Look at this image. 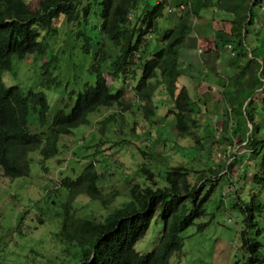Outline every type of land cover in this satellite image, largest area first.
<instances>
[{"label": "trees", "instance_id": "1", "mask_svg": "<svg viewBox=\"0 0 264 264\" xmlns=\"http://www.w3.org/2000/svg\"><path fill=\"white\" fill-rule=\"evenodd\" d=\"M257 1L253 0L251 6ZM189 3L190 7L180 11L179 3L172 7L164 0L154 7L150 0H41L35 11L27 0H0V180L28 177L33 152H38L43 162L56 158L61 154L62 138L72 136L81 126H89L90 116L102 109L117 107L122 115L130 113L133 118L141 115L145 123L155 126L158 123L154 105L157 95L172 102L173 108L168 113L174 118L178 138L192 140L198 151H204L207 143L203 142V137L206 135L201 136L198 131L201 111L206 113L205 104L201 99H193L186 87L179 88V83L186 75L181 64V51L194 31V19L212 5V0H189ZM248 12L238 22L239 29L233 31L242 52L246 49V32L242 26L252 16ZM60 18L76 26L73 35L83 38L85 44L81 49L84 54L92 51L93 38L82 30L77 31L79 27L91 25L96 18L98 25H93L92 30L96 29L101 40L97 43L96 62L91 68L96 75L95 82L84 84L70 112L59 109L51 115L43 90L6 87L2 75L12 70L13 63H21L34 55L39 61L41 87L51 89L57 85L52 75L58 57L50 51L47 39L56 33L55 22ZM257 51L250 50L254 60L258 57L255 56ZM232 54V58L243 56L238 51ZM136 70L140 71L139 75ZM107 72L114 83L106 79ZM257 72L261 76L255 81L254 89L241 95L223 119V131L231 130L233 138L245 139L250 154L259 160L260 172L254 180L262 185L264 125L249 108H254L255 91L264 83V61L258 65ZM111 84L117 85L115 92ZM126 90H132L131 100L126 98ZM230 95L225 92L223 97L227 99ZM261 102L264 112V96ZM115 116L100 122L102 133L109 125H115ZM249 125L250 132L249 127L246 129ZM228 141L233 143L230 138ZM78 146L80 152L93 147L84 139L78 141ZM95 156L85 159L90 161L79 175L65 176L61 180L55 191L63 194L64 201L53 197L60 198L62 203L54 214L52 224L55 229L51 234L61 254L69 259L68 264H172L174 256L180 258L182 255L183 234L192 226L197 225L198 230L203 231L209 225L210 222L197 223L208 215L207 204L226 170L219 172L211 165L208 170L200 171L185 160L181 166L169 167L164 176L159 175L162 181L155 180L158 176L153 171L143 168L141 172L152 184L142 187L129 183L128 201L111 210L104 220L79 215L80 207L85 206L78 201L81 197L109 209L110 202L123 196L118 190L105 194L104 174L96 170ZM232 168L230 164L229 169ZM208 172L212 174L211 178H208ZM208 185L211 189L207 191ZM238 206L243 227L240 232L243 264H264V200L255 194L248 203L242 202ZM25 215L16 229L4 231L0 242L6 235L7 238L21 235ZM38 220L40 224L46 223L44 217ZM155 220L162 222L157 247L148 254L137 252L135 245L146 236ZM28 254L21 253L8 239L0 244V264H27L24 259Z\"/></svg>", "mask_w": 264, "mask_h": 264}, {"label": "rangeland", "instance_id": "2", "mask_svg": "<svg viewBox=\"0 0 264 264\" xmlns=\"http://www.w3.org/2000/svg\"><path fill=\"white\" fill-rule=\"evenodd\" d=\"M27 1L36 11L41 0ZM159 1L150 0V4L154 7ZM254 11L257 15L263 14L264 2L256 5ZM93 25H98L96 18L92 20L91 25L77 29L93 38L92 51L84 54L81 49L85 44L83 38L73 35L76 26L67 24L63 18L55 22L57 31L47 39V42L51 48L50 51L58 57V63L52 75L57 85L51 89L41 87L39 61L36 56L31 55L21 63H13L12 70L3 73L5 86H19L22 89L35 87V89L43 90L50 104L51 115L59 109L70 112L84 84H93L96 80V75L91 68L96 62L94 52L101 37L96 29L92 30ZM259 39L262 42L256 49L262 52L264 57V29ZM257 62L254 60L255 64ZM136 73L139 75L140 71L136 70ZM105 77L110 83H114L108 72ZM111 87L113 92L117 90V85L111 84ZM262 88L264 94V83ZM131 92H126L128 100L132 98ZM263 94H258L254 108H249L257 119L262 121V125H264L261 102ZM205 96L210 101L211 96L212 100H218L220 97L218 94L209 92H206ZM201 102L204 103L203 100ZM154 105L157 107L155 121L158 122L155 126L145 123L141 115L135 118L130 113L122 115L117 107L102 109L90 116L89 126H81L74 130L72 136L62 138L61 154L56 158L43 162L38 152H33L30 155L32 162L28 177L15 180L2 178L0 180V236L5 234L4 231L16 229L20 218L26 214L20 233L22 236L16 234L7 238L6 235L2 242L8 239L10 244H14L23 254L33 250L24 259L27 264H46L47 262L68 264L69 259L61 254V249L55 244L51 234L55 229L52 224L54 214L59 211L63 200V194L55 190L59 188L65 176L79 175L90 161L85 159L96 154L93 160L96 170L104 174L105 194L109 195L112 191L118 190L123 196L110 202L109 209H103L100 203L81 197L78 201L85 206L80 207L79 215L104 220L111 210L121 207L128 201L130 184H140L142 187L152 184L141 172L143 168L153 171L158 176L155 180L162 181L159 175L164 176L169 167L181 166L185 160L196 170H208L212 165L219 172L226 171L216 183L207 204L208 215L197 223L210 222L209 225L203 231H199L197 225L192 226L183 234L185 243L182 255L180 258L174 256L172 264H243L244 253L240 239L243 227L238 204L248 203L255 194L260 200H264V182L261 185L254 180L255 175L260 172L259 160L250 154L245 139L239 136L233 138L231 130L223 131V119L230 113L229 109L212 111L211 105L207 108L205 104L206 113L201 111L199 117L201 128L198 133L201 136L206 135L203 137V142L207 143V147L204 151H198L192 140L178 138L174 118L171 113H168V110L173 108L172 102H166L157 95L154 98ZM114 114H116L115 125H109L102 133L100 122ZM248 127L250 132L251 126H247L246 129ZM32 129L34 130V127ZM148 130L151 133L147 135ZM228 138L232 139L233 143L228 141ZM81 139H84L87 144L89 142L93 147L80 152L78 141ZM230 164L233 166L231 170ZM207 176L211 178L212 174L208 172ZM157 185L162 186L160 183ZM206 189L210 190L211 185H208ZM53 197H60L62 200ZM54 202L57 203L53 204ZM43 217L46 219L43 222L46 223L40 224L38 219ZM161 230L162 222L155 220L146 236L137 242L135 250L142 254L151 253L158 245Z\"/></svg>", "mask_w": 264, "mask_h": 264}, {"label": "crops", "instance_id": "3", "mask_svg": "<svg viewBox=\"0 0 264 264\" xmlns=\"http://www.w3.org/2000/svg\"><path fill=\"white\" fill-rule=\"evenodd\" d=\"M164 1L176 7L183 0ZM252 2L253 0L249 3L245 0H212V5L200 11L199 16L194 19V31L181 51V64L186 75L182 77L179 88L186 87L192 98H202L207 108L211 105L212 111L226 108L230 110L240 100L241 95H246L254 89L255 81L261 76L257 69L258 65L262 64V52H256L259 54L254 57L258 61L256 64L249 53L252 49L257 50L262 42L259 36L264 29V13L257 15L254 8L264 0L255 2L254 7L251 6ZM247 12L252 16L247 18L242 26L246 32V49L242 52L233 37V31L235 28L239 29L238 22L244 19ZM235 50L243 56L232 58V52L236 53ZM251 60L253 63L249 62ZM206 92L218 94L219 101L212 100V96L210 101L207 95L205 96ZM225 92L231 94L227 99L223 97ZM255 92L258 95L262 88Z\"/></svg>", "mask_w": 264, "mask_h": 264}, {"label": "built area", "instance_id": "4", "mask_svg": "<svg viewBox=\"0 0 264 264\" xmlns=\"http://www.w3.org/2000/svg\"><path fill=\"white\" fill-rule=\"evenodd\" d=\"M187 6L190 7L189 1L183 0V1L179 2L178 8L180 9V11H185Z\"/></svg>", "mask_w": 264, "mask_h": 264}, {"label": "bare ground", "instance_id": "5", "mask_svg": "<svg viewBox=\"0 0 264 264\" xmlns=\"http://www.w3.org/2000/svg\"><path fill=\"white\" fill-rule=\"evenodd\" d=\"M233 55V54H232ZM234 56V55H233Z\"/></svg>", "mask_w": 264, "mask_h": 264}, {"label": "clouds", "instance_id": "6", "mask_svg": "<svg viewBox=\"0 0 264 264\" xmlns=\"http://www.w3.org/2000/svg\"><path fill=\"white\" fill-rule=\"evenodd\" d=\"M229 48H231V47H229Z\"/></svg>", "mask_w": 264, "mask_h": 264}]
</instances>
